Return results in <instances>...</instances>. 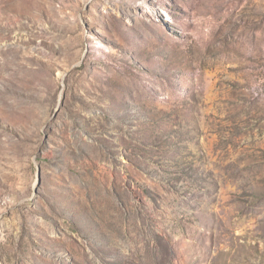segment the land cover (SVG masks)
<instances>
[{"label": "rangeland", "instance_id": "obj_1", "mask_svg": "<svg viewBox=\"0 0 264 264\" xmlns=\"http://www.w3.org/2000/svg\"><path fill=\"white\" fill-rule=\"evenodd\" d=\"M0 264H264V0H0Z\"/></svg>", "mask_w": 264, "mask_h": 264}]
</instances>
